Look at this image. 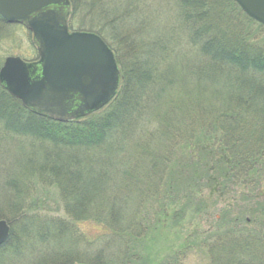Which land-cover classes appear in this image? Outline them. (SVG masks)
<instances>
[{
    "label": "trees",
    "instance_id": "1",
    "mask_svg": "<svg viewBox=\"0 0 264 264\" xmlns=\"http://www.w3.org/2000/svg\"><path fill=\"white\" fill-rule=\"evenodd\" d=\"M70 2L71 30L100 36L123 81L104 110L65 123L26 109L0 86L4 138L39 146L43 163L26 178L55 185L64 212L41 220L19 197L0 216L11 229L0 264L24 257L28 246L37 264H186L204 249L209 264H264V40L249 45L264 26L235 0H171L165 25L174 27L155 28L152 39L144 34L148 0ZM174 51L190 58L177 81ZM17 174L4 182L6 195L22 184ZM225 197L237 202L213 227L194 220L198 228L188 230L209 201ZM20 215L35 220L15 230Z\"/></svg>",
    "mask_w": 264,
    "mask_h": 264
},
{
    "label": "water",
    "instance_id": "2",
    "mask_svg": "<svg viewBox=\"0 0 264 264\" xmlns=\"http://www.w3.org/2000/svg\"><path fill=\"white\" fill-rule=\"evenodd\" d=\"M243 12L264 26V0H235ZM69 0H0L7 24L33 35L39 61L9 57L0 69V85L24 107L57 122L87 118L116 96L121 72L113 51L96 34L70 32ZM10 226L0 220V247Z\"/></svg>",
    "mask_w": 264,
    "mask_h": 264
},
{
    "label": "rangeland",
    "instance_id": "3",
    "mask_svg": "<svg viewBox=\"0 0 264 264\" xmlns=\"http://www.w3.org/2000/svg\"><path fill=\"white\" fill-rule=\"evenodd\" d=\"M170 1L171 0H148V7L146 9L147 11L146 13H148V20H147L146 30L144 33L146 38H148L146 35H150V38H152L153 35L151 34V32H153V30L159 26L162 28V30L165 28V26H166V30H169L170 28L174 27L169 22L166 23L165 25V19L166 20L168 19V16L165 15V11L169 13V11L172 9V5L170 4ZM169 18L171 22L172 18L170 17V15ZM2 20L3 22H5L3 18ZM257 29L258 28L255 25H252L251 28L252 32L257 31ZM72 31L85 32V31H78L77 28L74 29L72 28ZM260 33L262 34L256 35L255 42H249L250 46L253 45L258 46L261 38H263L264 40V31ZM37 55H38L37 49L33 45V36L29 30H27L23 26L7 24L6 22L5 24L4 23L0 24V64H3L4 61L9 57H19L25 61L31 62L38 57ZM183 55L184 54H181L178 51L173 53L174 59L173 61H171L172 67L170 71L174 73L175 75L174 79H176V81L179 80V77L181 75L189 73V71L191 70L189 69L190 68L189 65H187V62L190 58L184 57ZM119 56H125L123 51H119ZM184 59H186V62ZM122 81H123V77L121 73V84ZM209 85L211 84L209 83ZM217 85H218L217 87L219 88L225 87L226 86L225 79L221 80V82ZM209 91H211V88L209 89ZM262 96H264V94ZM101 111L102 110H100L99 112ZM1 130L3 129L0 126V131ZM0 134L2 136V138H0V216L1 214H3V216L8 215L9 212H11L12 209L15 208V206H17L19 200L18 198L21 197L22 195L24 197L23 208L32 205L33 210L35 211L34 213H29V214H37L41 216L40 217L41 220H44L42 217H45V215H48V217L51 218L52 215H50L49 213H53L55 215L53 218L60 217L62 215L64 216L62 199L56 186L49 184L46 178H43L42 180H38V178L36 177H30L31 178L30 181L27 180L26 178L27 177L26 172H28L30 176L32 170L35 167L38 168V166L42 165L43 163V160H41L40 162L35 158L36 152L39 151L38 150L39 146L31 149V146L33 144L29 139H25V138L19 139L18 140L19 142L17 143L12 140L5 139L2 131ZM254 143L255 142H253V144ZM261 145L262 144H258L257 147ZM15 173H18L17 174L19 175L18 178L20 179L22 184H20L17 187L18 190L15 196H13L10 193H7L6 195V192L8 191L4 188V182L7 181V179L13 176ZM231 198L233 197L231 196L230 199ZM230 199L229 197H225L219 199V201H215V202L209 201L210 203L209 209L207 210L205 215L199 217L198 219L194 218L192 220H189L188 230L193 231L196 228H198L196 225L192 224L194 220L196 224L203 226L202 230H209V228L214 226L215 219L219 218L227 210H229L228 208L230 207L231 204L237 202L236 200H230ZM19 217L20 219L16 221L18 225L16 223L14 225L15 230H17L18 226L19 227L23 226L25 222L28 223V220L30 219L35 220L33 215H26V216L20 215ZM28 224L31 225V223ZM199 228H200L199 231H201V227ZM84 229L92 233H97L99 231L96 228V226H94L93 224L85 225ZM18 236L19 235H17V237ZM23 239L24 238H21L20 241L22 242ZM61 242H63V240H61ZM27 243H30V241H28ZM61 244L62 243L60 242L58 243L59 246H61ZM21 250H22L21 252L27 251L26 252L27 255L21 257L20 259L15 260L17 261L16 264H37L36 261H33L34 258L31 252V246L25 247ZM14 262L9 264H15ZM209 263L210 260L207 254V249H204L201 253L192 255L186 264H209Z\"/></svg>",
    "mask_w": 264,
    "mask_h": 264
}]
</instances>
